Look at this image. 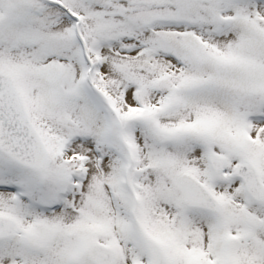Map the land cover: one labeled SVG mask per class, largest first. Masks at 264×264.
<instances>
[{"label": "snow or ice", "instance_id": "6c2138e0", "mask_svg": "<svg viewBox=\"0 0 264 264\" xmlns=\"http://www.w3.org/2000/svg\"><path fill=\"white\" fill-rule=\"evenodd\" d=\"M0 264H264V0H0Z\"/></svg>", "mask_w": 264, "mask_h": 264}]
</instances>
